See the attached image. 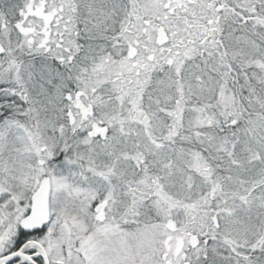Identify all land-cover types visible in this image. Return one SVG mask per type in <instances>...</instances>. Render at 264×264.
<instances>
[{"label":"snow or ice","instance_id":"6c2138e0","mask_svg":"<svg viewBox=\"0 0 264 264\" xmlns=\"http://www.w3.org/2000/svg\"><path fill=\"white\" fill-rule=\"evenodd\" d=\"M0 264H264V0H0Z\"/></svg>","mask_w":264,"mask_h":264}]
</instances>
